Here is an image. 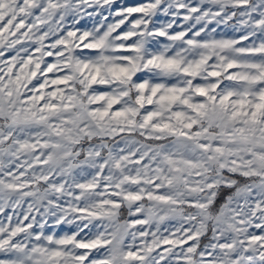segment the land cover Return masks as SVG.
I'll return each mask as SVG.
<instances>
[{"label": "snow or ice", "instance_id": "obj_1", "mask_svg": "<svg viewBox=\"0 0 264 264\" xmlns=\"http://www.w3.org/2000/svg\"><path fill=\"white\" fill-rule=\"evenodd\" d=\"M0 264H264V0H0Z\"/></svg>", "mask_w": 264, "mask_h": 264}]
</instances>
